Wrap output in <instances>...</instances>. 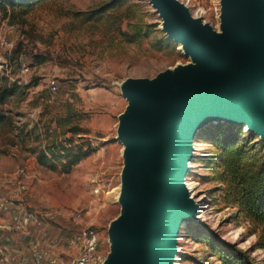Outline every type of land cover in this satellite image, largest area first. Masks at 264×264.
Listing matches in <instances>:
<instances>
[{
  "label": "rangeland",
  "instance_id": "374dc122",
  "mask_svg": "<svg viewBox=\"0 0 264 264\" xmlns=\"http://www.w3.org/2000/svg\"><path fill=\"white\" fill-rule=\"evenodd\" d=\"M107 1L44 0L32 6L0 9V72L7 61L18 58L28 69L23 79L34 77L38 81L30 88L27 100L16 106L0 105V177L8 188L22 182L26 190L20 198L34 209H53L67 215L73 212L67 218L58 215L53 231L92 226L105 257L112 243L108 228L120 213L115 193L120 191L125 165L124 145L117 139L118 115L128 105L121 84L129 77L149 79L193 62L183 45L164 29V19L150 0H126L104 15L91 13ZM181 1L194 16L221 30V0ZM52 79L54 93L48 86ZM48 93L51 103L47 110L41 96ZM65 101L73 104L75 121L88 131L83 136L95 150L62 172L39 165L32 150L43 145V124L51 116L64 113ZM217 125L250 131L245 124L218 121L193 137L194 156L186 182L200 205V219L181 225L174 264H218V257L204 240L205 229L210 228L223 239L249 249L252 259L264 264V245L258 235L236 214V208L223 200L220 149L211 136ZM94 188L99 189L97 195Z\"/></svg>",
  "mask_w": 264,
  "mask_h": 264
},
{
  "label": "water",
  "instance_id": "95a60500",
  "mask_svg": "<svg viewBox=\"0 0 264 264\" xmlns=\"http://www.w3.org/2000/svg\"><path fill=\"white\" fill-rule=\"evenodd\" d=\"M152 3L169 36L184 41L199 64L134 81L122 92L128 105L117 139L129 165L105 264H170L181 219L199 220L183 181L196 126L247 119L264 140V0H221L222 32L193 18L178 0Z\"/></svg>",
  "mask_w": 264,
  "mask_h": 264
},
{
  "label": "trees",
  "instance_id": "16d2710c",
  "mask_svg": "<svg viewBox=\"0 0 264 264\" xmlns=\"http://www.w3.org/2000/svg\"><path fill=\"white\" fill-rule=\"evenodd\" d=\"M40 1L44 0H0V9L27 7ZM125 2L126 0H109L91 13L104 15L108 10L115 9ZM40 62L42 61H36ZM20 65L18 58L7 61L5 68L12 80L0 74V105H18L27 100L30 88L37 85L38 81L34 77L27 81L23 79ZM41 100L43 108L48 110L51 103L50 93L42 95ZM64 106L63 114L51 116L46 124H43V145L33 149L32 153L39 165L67 172L81 159L94 152L95 147L83 136L88 131L75 121L77 113L73 104L65 101ZM42 112L39 113L36 126L40 124ZM2 119L0 111V123ZM211 136L212 142L220 149L218 164L222 169L223 200L227 205L236 208V214L251 225V231L258 235L264 245V140L254 132H245L243 127L235 125L228 128L217 125L211 131ZM205 231L204 240L218 257V264H257L249 249H242L237 242L223 239L215 229Z\"/></svg>",
  "mask_w": 264,
  "mask_h": 264
},
{
  "label": "built area",
  "instance_id": "2783aa9c",
  "mask_svg": "<svg viewBox=\"0 0 264 264\" xmlns=\"http://www.w3.org/2000/svg\"><path fill=\"white\" fill-rule=\"evenodd\" d=\"M20 70L25 73L28 69L21 63ZM8 72L5 68L0 74L12 80ZM48 86L54 93L55 80ZM25 190L20 181L14 189L8 188L0 177V264H105L108 256L100 252L98 234L92 226L53 231L58 215L67 218L73 212L67 215L53 209H34L20 198ZM92 191L97 195L99 189ZM12 243L15 245L10 247Z\"/></svg>",
  "mask_w": 264,
  "mask_h": 264
},
{
  "label": "bare ground",
  "instance_id": "6f19581e",
  "mask_svg": "<svg viewBox=\"0 0 264 264\" xmlns=\"http://www.w3.org/2000/svg\"><path fill=\"white\" fill-rule=\"evenodd\" d=\"M178 1H179L180 3H182L183 5L186 6V8L190 11V14L192 15L193 18H195V19L199 18V17H196V16H194V15L192 14L190 8H189L184 2H182L181 0H178ZM150 2H151V4L153 5L152 0H150ZM153 6H154V5H153ZM156 9H157V8H156ZM220 17H221V15H220ZM164 18H166L165 15H164ZM219 32H222V24H221V30H220ZM179 43H180V45H183L181 48H182L184 51H186L187 49H186V44H185V42L182 41V40H180ZM190 55H191V57H192V59H193V62L188 63V64H181V65H178V66H186V65H189V64H191V65H198V64H199V61L194 57L193 54L190 53ZM178 66L173 67V68H171V69H169V70H175ZM160 73H161V72H160ZM158 76H159V74L156 75L155 77H153V78H149V79H150L151 81H154V80H156V79L158 78ZM149 79H141V78H131V77H129V78L125 79V80L123 81V83L121 84L122 92H123V91L125 92L127 86H129V84L132 83V82H134V81H137V80H149ZM218 121H227V122H229V123L231 122L229 119H218V118H215V119L212 120V121H204L201 125H198V126H196V127L194 128V132H193V134L190 135V137H189V146H190L189 154H190V155H193V154H194V152H193V144H192V138H193V135L197 134V133H198L203 127H205V126L208 125L209 123H211V122H218ZM242 122H244L245 125H247V128H248V129L251 128V124H250V122H249L247 119H244ZM262 135H263V132H262ZM263 136H264V135H263ZM123 145H124V144H123ZM122 153H123V152H122ZM123 156H124V159H125V165H124V169H123V171H122V178H124V173H125L126 169L128 168V165H129V160H128L127 151H126V149H125V146H124V153H123ZM185 167H186V168L189 167V162H188V161L185 162ZM186 174H187V172H186ZM183 181H184V189L188 192L189 198H190L191 200H193V201L195 202V205H196L195 219H200V217H198V211L200 210V205H199V203L194 199V197H192V193H191V191H190V189L192 188V186H188V184H187V182H186V175H185ZM122 186H123V182H121V188H120V191L117 192V193H115V194H116V195H115V199H116V201L118 200L117 202H118V203L120 204V206H121V212H120V213H119V214L113 219V221H112V223H111V225H110V228H111V227H114L115 225L118 224L119 219H120V217H121V215H122V211H123V208H124L123 205H122V203H121V200H122ZM189 188H190V189H189ZM118 198H119V199H118ZM189 221H192V220H190L188 217H184V218L181 219V224H180V225H182V224H186V223L189 222ZM177 258H178V246L175 244V246H174V250L172 251V253H171V258H170V260H169L170 264H174Z\"/></svg>",
  "mask_w": 264,
  "mask_h": 264
},
{
  "label": "crops",
  "instance_id": "0c3cea01",
  "mask_svg": "<svg viewBox=\"0 0 264 264\" xmlns=\"http://www.w3.org/2000/svg\"><path fill=\"white\" fill-rule=\"evenodd\" d=\"M119 115H120V114H119ZM119 115H118V116H119Z\"/></svg>",
  "mask_w": 264,
  "mask_h": 264
}]
</instances>
